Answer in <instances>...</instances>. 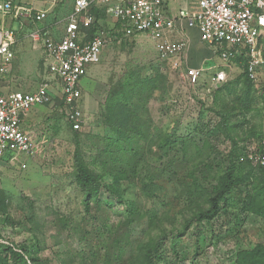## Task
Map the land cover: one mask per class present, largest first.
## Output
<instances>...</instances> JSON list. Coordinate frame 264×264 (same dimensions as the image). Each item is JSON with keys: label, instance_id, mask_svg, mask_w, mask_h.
Instances as JSON below:
<instances>
[{"label": "rangeland", "instance_id": "1", "mask_svg": "<svg viewBox=\"0 0 264 264\" xmlns=\"http://www.w3.org/2000/svg\"><path fill=\"white\" fill-rule=\"evenodd\" d=\"M73 3L56 0L53 20L67 17ZM101 21L107 43L82 82L81 130L72 129L58 101L34 107L27 126L35 154H20L0 171V264L10 256L2 243L27 246L37 264H103L105 246L115 236L131 245L115 264H129L131 252L137 255L140 246L164 235L155 264H237L240 251L264 245V164L258 159L264 156V75L249 85L243 64L234 63L222 88L208 79L194 88L183 69L162 60L152 37L139 33L118 41L109 30L113 20ZM24 43L22 71L12 79L20 90L52 78L43 50ZM134 72L155 88L148 98L145 88L141 100L133 99V120L142 134L128 132L131 145L123 141L119 149L110 140L123 128L120 121H106L107 99ZM77 148L84 163L102 174L101 201H90L89 209L73 176ZM231 156L244 181L232 187L214 219L196 221ZM258 190L263 192L255 199ZM9 263L15 264L12 258Z\"/></svg>", "mask_w": 264, "mask_h": 264}, {"label": "built area", "instance_id": "2", "mask_svg": "<svg viewBox=\"0 0 264 264\" xmlns=\"http://www.w3.org/2000/svg\"><path fill=\"white\" fill-rule=\"evenodd\" d=\"M93 5L106 6L108 19L105 20L113 19L114 22L109 29L112 34L116 24L121 23V34H115L114 39L121 41L139 33L152 37L162 60L171 69H183L188 84L194 88L204 79L213 87L224 85L228 81L227 67L242 55L247 57V73L254 82L264 75V0H196L195 8L181 10L178 16L168 13L164 0H74L62 36L55 38L48 29L40 27L30 31L33 41H43L52 78L49 76L34 90L0 92V165L17 160L23 153L35 154L36 141L32 131L23 126V117L36 106L58 101V110L72 129L81 130L85 121L81 105L82 82L89 65L99 61L107 43L102 21H97L91 13ZM0 11L23 23L29 20L36 24L47 17V11L13 0L0 2ZM91 27L96 28L93 34L86 30ZM190 30L197 32L199 41L208 46L212 55L196 66L188 62L192 42ZM3 36L0 74L9 72L14 58L12 47L16 42L13 29L4 28ZM215 55H219L222 64L216 62L204 68L203 63ZM258 159L264 164V156Z\"/></svg>", "mask_w": 264, "mask_h": 264}, {"label": "trees", "instance_id": "3", "mask_svg": "<svg viewBox=\"0 0 264 264\" xmlns=\"http://www.w3.org/2000/svg\"><path fill=\"white\" fill-rule=\"evenodd\" d=\"M91 13L96 17L97 21L105 20L108 17L106 6L102 5H93L91 7ZM95 29V27H91L86 30L90 34H93ZM120 29L121 23H117L115 28L113 29L114 33L120 35ZM238 63L243 64L241 76L244 78L246 83H248L249 85L253 84L254 81L249 77L247 73V57H245L244 55L240 56L238 59ZM134 73L135 74L133 75L131 74L125 77V79L118 84L119 88L111 92L109 98L107 99V109L105 112L106 121L109 124L112 122V120L120 121L119 123H121L120 125L123 128V130L121 128L118 129L119 133L116 129V131L114 132L115 134H113L110 140V144L112 146L116 145L119 149L123 146V141L128 145H131L130 139L132 135H129L128 132L133 135L142 134L140 128L136 125L137 121L133 120L137 116L135 115V113H133V109L136 105H138L137 101L133 99L136 96H139V100H141L140 95L146 90H148V94L145 97L148 98L151 89L155 88V85H152L153 83L151 82L153 80L142 79L138 72ZM160 78L161 75L158 79ZM129 116L132 118H129ZM119 172L122 174L121 169ZM123 174H126V172L123 171ZM73 176L77 185L84 193L85 204H87L88 209L90 208V201H101L99 195L101 188L104 186L102 182V174L95 172L93 169H90L87 164L84 163L82 157L80 156L78 148L75 153ZM243 181L244 179H242L239 172V165L237 161H235V159L231 156V160L229 161L228 166L218 176L217 183L213 185L210 194H208L206 207L200 209L195 213V220L198 222H202L214 219L221 211L223 205H227L232 187ZM112 188L113 190L111 189L110 185L108 186V190L110 189L109 191H114V193H116L117 195L122 196L118 189L114 187ZM262 192L263 190H258L253 198L256 199V195L260 197L262 195ZM245 207L250 208L248 205H245ZM261 208L264 209V204L262 205V207H260V210ZM127 211L129 213L128 223H132L135 217V209L132 207V205H130L127 208ZM154 216H156V214H150V218H153ZM166 237L167 235H164L160 237V239L156 242L148 241L144 245L140 246L139 249L136 248L137 255L135 256L137 258H135V256L133 255L135 254L134 251L131 252L130 255H132V257L130 259L132 260L129 264H155L156 254L161 249L163 241ZM120 242L119 239H117V237L115 236L112 243H110L109 245L106 244L105 259L103 261V264H115L120 262L121 260L123 261L122 257L126 254L127 246L129 245L130 247L131 245L129 244V240L127 242ZM2 246H4V249L8 250L10 255L9 257L3 258V264H10V258L13 259V262L15 264L26 263L28 259L33 264H37V259L32 255V252L28 249L27 246L22 245L20 247H16L13 243H2ZM26 255L27 259L25 258ZM236 262L237 264H264V245L258 244L253 249L240 251L237 256Z\"/></svg>", "mask_w": 264, "mask_h": 264}, {"label": "crops", "instance_id": "4", "mask_svg": "<svg viewBox=\"0 0 264 264\" xmlns=\"http://www.w3.org/2000/svg\"><path fill=\"white\" fill-rule=\"evenodd\" d=\"M3 1H7V0H0V2ZM164 1L168 13L172 16H178L181 10L187 11L196 7V0H164ZM13 2L29 7H34L38 10H45L47 11V17L40 23L35 24L30 22L29 20H26L23 23L22 20L15 19L11 15L5 14L2 11H0V44L4 39L3 36L4 28L13 29L16 35V42L12 47L14 52V58L9 67V72L6 74H0V92L5 91L7 89H20L17 87V85H15L14 81L12 82V79H14L15 76L19 75V73L22 71L20 65L21 54L27 53L24 46L25 44L24 39H27L28 41L30 40L32 42L31 43L32 47H35L38 52L39 49L43 50V53L45 54L43 41H38V42L33 41V39L30 36V31H32L35 27H40L43 28L44 30L48 29L49 32L51 33L50 35L55 38H59L60 36H62V34L65 31L66 17L60 18L59 15H55L54 17L55 20H53L54 15L50 13L51 7L56 5V0H13ZM178 33L180 34L179 31ZM189 34L192 37V42L188 54V62L190 65H194V66L200 65L206 58H209L208 56H210V53L207 49L208 46L206 44H202L199 41L197 32L195 30H190ZM262 36H264V33ZM18 47H22V48L21 49L19 48L20 50L19 49L17 50ZM198 49H200L199 52H197ZM217 62L222 64L220 59H218ZM234 63H238V59L237 61L235 59L231 63L230 67H227V69L229 68V70H232ZM223 65H226V63H223ZM5 82H8V84H6ZM34 89H26V90H34ZM30 115H31V110L27 112V114L23 117V126L27 130H29L27 126V122H29ZM5 164L6 163L0 165V171L3 170Z\"/></svg>", "mask_w": 264, "mask_h": 264}]
</instances>
